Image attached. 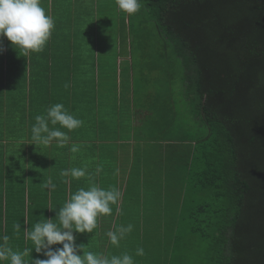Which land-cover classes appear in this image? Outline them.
Segmentation results:
<instances>
[{"label": "trees", "instance_id": "1", "mask_svg": "<svg viewBox=\"0 0 264 264\" xmlns=\"http://www.w3.org/2000/svg\"><path fill=\"white\" fill-rule=\"evenodd\" d=\"M141 2L158 34L171 45L173 59L166 74L179 77L186 108H175L172 84L155 98L146 95L153 99L146 105L138 99L149 114L142 126L132 129L134 139L159 147L164 162L157 171L165 174L159 183L178 189L183 206L179 226L153 227L144 234L152 244L150 255L156 251L153 255L162 256L155 259L157 264H264V0ZM41 6L47 11V0ZM57 145L51 155L39 154L30 168L24 162L0 161V187H32L27 194H5L13 219L0 228V243L13 252L33 247L25 234L36 222L59 223L56 212L70 188L93 184L92 163L78 167L87 169L88 178L61 176V170L77 166L65 147ZM49 180L55 189L44 187ZM113 229L73 230L75 243L83 244L79 254L94 251L93 236L108 250L106 233ZM163 229L169 242L159 236ZM127 240L131 245L132 238ZM32 250L25 261L30 256L46 259Z\"/></svg>", "mask_w": 264, "mask_h": 264}, {"label": "crops", "instance_id": "2", "mask_svg": "<svg viewBox=\"0 0 264 264\" xmlns=\"http://www.w3.org/2000/svg\"><path fill=\"white\" fill-rule=\"evenodd\" d=\"M96 49H98V44H50L48 48L40 53H30L28 56H24L22 51L12 44L6 43L4 45L0 55V158L2 156L0 161L2 160V164H6V161L10 165L21 162L23 164L24 162L25 166L28 165L30 168L31 163L36 164V158L39 154L43 152L51 153L54 144L57 143L55 141L48 145L35 143L32 140L31 128L35 123V117L46 114L47 109L52 105L62 103L69 113L80 119L79 107H77L75 113L72 112L69 92L66 91L62 98L56 93L52 96V81L55 76L56 81L58 80L60 83H72V89L76 93L75 98L79 100L83 94L76 84L85 83V80L80 78L82 77V71L75 68V64H81V59L86 56L85 51H96ZM95 55L96 60H98V54L95 53ZM53 58H56L59 62H53ZM125 58H127L126 54L119 59ZM62 61L66 62L65 68L54 70L53 67L60 65ZM91 69L93 77L91 84L94 83V86L98 84L95 89L93 86L96 91L95 104L90 109L92 110L95 132L92 139L89 140L92 144L86 145L82 141L83 137L78 135V132L82 134V131H85L82 128L68 132L66 128H61L59 124L49 126L67 132L69 139L63 147H65V153L69 155L72 162L87 160L88 163L86 164L92 163L93 184L103 188L113 185L119 188L121 192L120 203L123 206L124 214L118 215L116 206H113L111 216H100L98 218V227L109 226L113 228L119 225L126 226L129 223L134 225L133 236H128L131 238L136 236L134 248L132 244L126 245L128 242L126 239L127 242L125 240L120 242V245H126V249L123 247L117 248V246L110 244V248L108 247V250H106V246H100L102 244L101 239L97 238L96 240V237L93 236L92 242L94 244L99 242L100 248L97 254L110 257L128 252L131 255L132 250L135 251L138 247L144 248V246L148 247L149 252L151 243L144 235L148 233L149 228H170L181 224L180 216L183 212V206L179 204L180 191L174 187L160 185L159 182H163L165 174L155 171L154 165L156 164L157 168L160 167L164 162L163 157L156 156V159H152L148 156L147 141H145V144L143 139H140V141L135 139L136 141H134L132 129L138 125L142 126L143 119L149 114V111L143 106H140L139 109L133 107V76H126L122 81L119 78L117 81L119 91L114 89L113 92H109L105 89V86L106 83L112 81V77L108 75L107 69L99 70L97 65ZM38 71H42V74L38 75ZM122 83L127 86L125 85L123 88ZM37 84H39V87H37ZM48 84L50 85L49 88ZM100 84H103V87ZM38 88L43 90L42 94L38 93ZM79 91L81 92L80 97ZM146 95L142 94L141 105H143V102L146 105ZM99 101H103L110 107H101L102 104ZM111 123L112 126L110 127ZM121 131L124 134H121ZM85 146H88L86 152L83 151ZM73 147L81 149V151L73 152ZM89 148L96 149L94 154L92 153V157L88 156L87 149ZM136 148L140 149V154H136ZM80 155H86V157L75 160ZM83 162L81 165L84 166ZM98 165H102L103 169L105 168L104 170L107 171L105 176L102 175V172L96 173ZM3 171L5 173L4 169ZM15 171L17 174L21 173L18 169H15ZM82 178H88V176ZM82 187L88 188L86 186L73 187L70 188L67 194L71 195ZM31 189L32 187H25L24 189L0 187V228L5 227L6 220L13 219V216H10L11 214L7 212L8 199L5 194L15 195L19 194L20 191L27 194L30 193ZM164 234L163 229L159 236L162 237L163 242H166L167 239ZM161 253V255L166 254V252ZM153 256H155L154 259L162 258L160 255L158 257V254ZM137 257L141 258L142 256ZM147 257V264H149V255ZM5 263L6 260L2 262V264Z\"/></svg>", "mask_w": 264, "mask_h": 264}, {"label": "rangeland", "instance_id": "3", "mask_svg": "<svg viewBox=\"0 0 264 264\" xmlns=\"http://www.w3.org/2000/svg\"><path fill=\"white\" fill-rule=\"evenodd\" d=\"M141 4V10L137 14L129 17L117 7L116 0H47L46 14L54 19L55 28L44 49L48 48L50 44H98V49H96V51H85L84 53L86 56L81 59V64H75V68L82 71V77L80 78L85 80V83L76 84L83 94V96L80 97L81 92L79 91V100L75 98L76 93L72 89V83H60L58 80L57 82L54 76L51 88L52 96L56 93L62 98L66 91L69 92V102L70 104L72 103L73 113H75L77 107H79L78 109L81 114L80 119L84 121V125L80 128L85 131L81 130L82 134L78 132V135L83 137L82 141L86 145L92 144L89 140H91L95 134L92 110H90L93 104H95L96 91L94 89L97 88L96 85H98L95 84L94 86V83L91 84V82H93L91 68L95 65H97L99 70L106 68L108 75L112 77V81L106 83L105 86V89L109 92H113L114 89L115 91H119V84H117L119 78L120 81H122L126 76H133L132 104L134 109L141 108L139 107L138 99L141 98L142 94H147L148 96L150 94L155 98L158 92H164L165 86L167 88L173 87L171 98L174 100L175 108L178 111L186 109H184L185 101L182 99V94L179 91V77L176 76L170 79L166 74V72L170 71L167 65H169V62L173 59L171 45L165 42L158 34L153 22L148 16L144 3L141 2ZM6 43L11 44L6 37H0V55ZM95 53L98 54V60H96ZM125 54L127 58L119 59ZM53 62H59V60L53 58ZM43 64L41 65L42 67L44 66ZM65 65L66 62L62 61L60 65L53 67V69L61 70L62 67L63 69L65 68ZM177 68L180 69L178 66L174 71H176ZM40 74H42V71H38V75ZM42 80L44 81L43 77ZM169 84H172V86L169 87ZM100 85L103 87V84ZM125 85V83L121 84L123 88ZM49 86L48 84V88ZM37 87H39V84H37ZM37 90L39 94H42V89L38 88ZM161 96L163 95L161 94ZM149 99L145 98L146 104ZM99 103L102 104L101 107H110V105L105 104L103 101H99ZM111 126L112 123L110 124V127ZM134 141L136 140L134 139ZM143 142L144 144L146 143L145 141ZM73 145L75 144L73 143ZM86 147L88 146L83 148L85 152ZM155 147V142L147 141L148 156H151L152 159H156V156L160 154L159 147ZM79 150L81 151V149ZM95 150L96 149L93 148L87 149L88 156L92 157V153L94 154ZM139 150V148L135 149L136 154L139 153ZM43 154L45 156L48 154L49 156L52 153L43 152ZM73 156L75 157L74 153ZM85 157L86 155H80L75 158V160ZM82 162H73V164L81 166ZM86 163H88L87 160L83 162V164ZM154 169L157 171L155 165ZM132 240V247L134 248L136 236L135 238L132 237ZM0 245L2 244L0 243ZM119 247L126 249V245L123 244L119 245ZM98 248L99 242L94 244L93 252L97 253ZM143 249L145 255L141 258L135 255V251L132 250L130 252L135 260V264H147V255H149L150 258L149 264H157L158 261L152 256L156 251L150 255V247L149 252L147 246H144ZM32 254L33 250L30 252V255ZM32 260L33 256H30L28 258V264H32ZM6 263H10V261L6 260Z\"/></svg>", "mask_w": 264, "mask_h": 264}, {"label": "clouds", "instance_id": "4", "mask_svg": "<svg viewBox=\"0 0 264 264\" xmlns=\"http://www.w3.org/2000/svg\"><path fill=\"white\" fill-rule=\"evenodd\" d=\"M117 7L129 17L137 14L142 7L141 0H116ZM55 28L54 19L46 14L41 6V0H0V37H6L11 44L22 51L24 56L30 53H40L44 50ZM59 124L68 132L84 125L82 119L76 118L68 112L62 103H56L47 109L46 114L37 115L32 125V140L35 143L48 145L55 141L63 147L69 137L67 132L51 127ZM76 147L73 152L78 151ZM103 171V166L96 167V173ZM61 176L79 180L89 175L86 168H71L61 170ZM44 187L55 189L56 185L49 180ZM119 188L109 185L107 188L91 184L88 188H79L69 196L63 206L56 212L59 223L52 219H45L34 224L31 231H26V238L33 247L25 248L23 253L13 252L11 248L0 245V264L9 260L10 264H28L24 257L34 250L42 253L46 259L35 258L32 264H135V260L128 252L120 255H100L88 251L83 255V244H77V233H93L98 228L100 216H111L113 206H116L118 215H123V206L120 203ZM17 229L20 227L16 226ZM131 223L114 226L106 233L109 243L119 247L122 240L133 232ZM5 242L7 236L2 238ZM53 245L61 247L53 248ZM136 256H144L142 247L135 250Z\"/></svg>", "mask_w": 264, "mask_h": 264}]
</instances>
